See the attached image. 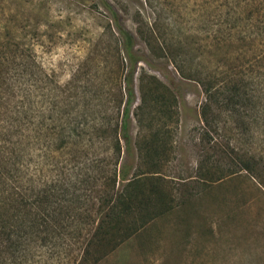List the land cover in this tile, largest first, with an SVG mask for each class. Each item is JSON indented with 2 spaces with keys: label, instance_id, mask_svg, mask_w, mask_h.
<instances>
[{
  "label": "trees",
  "instance_id": "trees-1",
  "mask_svg": "<svg viewBox=\"0 0 264 264\" xmlns=\"http://www.w3.org/2000/svg\"><path fill=\"white\" fill-rule=\"evenodd\" d=\"M233 4L239 16L246 13L244 20L255 32L229 38L221 47L216 43L215 52L226 47L222 54L236 50V57H227V63L208 72L186 66L183 58L178 63L180 59L169 57L175 73L194 81L203 93L199 116L205 138L201 139L210 143L208 157L217 155L216 168L222 165V156L237 155L227 135L235 132L240 138L250 131L254 120L249 121L246 110L256 112L264 91L260 86L264 84V64L260 65L264 63V0ZM111 20L117 36L118 85L114 95L95 99L77 95L70 81L51 89L33 46L19 50L17 43L11 45L0 33V264H87L92 243L111 240L114 248L128 240L149 218L150 196L159 198L162 193L160 157L166 149L167 126L176 122L175 98L138 66L146 61L134 51L135 37L154 56L153 28L137 27L133 35L117 14L112 13ZM5 28L0 20V32ZM234 41L241 44L233 47ZM254 49L258 54L245 59ZM238 59L242 63H236ZM131 119L137 128L136 163L119 165L117 170L121 143L128 155ZM101 134L109 138L113 161L108 168L87 158L93 139ZM56 155L70 157L57 171ZM237 160L230 166L238 170L225 176L244 170L262 186L254 173L257 163ZM204 169L201 162L197 170ZM117 174L120 182L126 181L119 191ZM100 180V190L93 191Z\"/></svg>",
  "mask_w": 264,
  "mask_h": 264
},
{
  "label": "rangeland",
  "instance_id": "rangeland-1",
  "mask_svg": "<svg viewBox=\"0 0 264 264\" xmlns=\"http://www.w3.org/2000/svg\"><path fill=\"white\" fill-rule=\"evenodd\" d=\"M234 1L0 0V20L6 26L0 33L5 39L17 43L19 50L27 44L33 46L51 89L70 81L76 86L74 92L86 99L112 96L118 85L112 13L133 35L137 27L153 28L154 56L137 37L134 51L146 61L138 66L167 87L176 102V122L167 126L166 149L160 157L162 193L159 198L150 196L149 218L128 240L114 248L111 240L92 243L87 264H264V91L256 112L246 110L251 114L249 121L254 120L250 131L240 138L235 132L227 135L228 145L237 155L222 156V165L216 168L217 155L209 158L210 143L201 139L205 138L199 116L203 93L169 64V57L180 59L178 63L183 58L186 66L208 72L227 63V57H236V50L224 56L226 47L215 52L216 43L221 47L229 38L255 32L244 20L246 13L239 16ZM240 44L234 41L233 47ZM257 54L254 49L245 59ZM223 119L221 115L219 120ZM136 130L131 119L128 155L121 143L117 170L119 165L134 167L136 163ZM103 136L93 139L87 158L108 168L113 160L109 138ZM69 158L56 155L55 171ZM243 158L257 163L254 173L262 186L244 170L225 176L238 170L230 161ZM201 162L206 169L198 172ZM215 179L219 180L211 182ZM125 182L117 174L116 189L121 190ZM101 184L98 181L93 191L100 190Z\"/></svg>",
  "mask_w": 264,
  "mask_h": 264
}]
</instances>
